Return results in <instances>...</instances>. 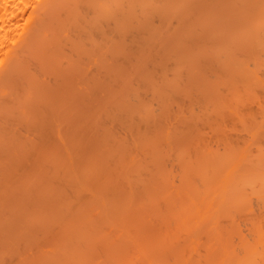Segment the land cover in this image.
Listing matches in <instances>:
<instances>
[{"label": "bare ground", "instance_id": "1", "mask_svg": "<svg viewBox=\"0 0 264 264\" xmlns=\"http://www.w3.org/2000/svg\"><path fill=\"white\" fill-rule=\"evenodd\" d=\"M0 264H264V0H0Z\"/></svg>", "mask_w": 264, "mask_h": 264}]
</instances>
